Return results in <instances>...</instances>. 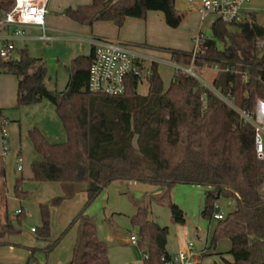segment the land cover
<instances>
[{
    "label": "trees",
    "instance_id": "obj_1",
    "mask_svg": "<svg viewBox=\"0 0 264 264\" xmlns=\"http://www.w3.org/2000/svg\"><path fill=\"white\" fill-rule=\"evenodd\" d=\"M14 0H0V16L9 12ZM149 12L162 13L166 25L177 29L184 16L176 10V0H92L88 5L68 8L65 16L83 26L112 22L123 28L128 18L145 19ZM203 54L194 60L195 72L210 77L209 87L197 78L175 71L165 87L158 64L147 79L148 94H138L140 79L128 78L126 91L110 97L88 90L94 48L89 55L75 57L66 71L69 79L62 91L47 87L48 67L29 50L15 48L8 58H0V75L17 81L18 109L48 101L55 107L66 141L50 142L41 130H28L40 160L31 164L32 180L59 183L66 197L85 192L87 201L67 229L43 250L48 256L63 237L77 226L72 264H111L108 247L97 235V222L87 209L112 183L139 182L170 193L178 185L206 187L202 218H214L221 198L233 200L235 209L214 229L210 248L221 239L231 242L232 261L222 264H264V159L255 150V129L216 95L231 97L241 111L256 118L258 102L264 103V27L255 13L244 23H225L217 18L212 37L206 38ZM172 63L189 67L192 52L164 49ZM262 55V56H261ZM217 67L218 71L213 69ZM3 129V127H2ZM4 176V170L0 173ZM24 179L17 180L15 197L24 201L28 193ZM4 187V186H3ZM63 198L42 204V225L34 229L38 240L51 239V207ZM175 224H185V213L167 202ZM24 213L17 216L21 222ZM131 224L137 231V247L144 264H166L168 228L151 219L148 207L138 206ZM0 226V247L10 236L19 235L7 211ZM1 235L3 237L1 238ZM213 264H219L214 262Z\"/></svg>",
    "mask_w": 264,
    "mask_h": 264
},
{
    "label": "rangeland",
    "instance_id": "obj_2",
    "mask_svg": "<svg viewBox=\"0 0 264 264\" xmlns=\"http://www.w3.org/2000/svg\"><path fill=\"white\" fill-rule=\"evenodd\" d=\"M197 2L201 0H195ZM245 11L247 13H255L257 16V22L264 27V0H252L246 7ZM176 10L184 16L182 24L177 29L169 28L163 18L162 13L152 12L153 15H160V18L153 16L151 20L148 21V36L149 43L153 44L156 48H151L143 44L134 45L140 48L143 52L150 54L151 56H162L166 63H161L158 66L159 74L162 77L165 87H169L172 82L175 69L173 63L169 60L168 52L164 51V47L188 50L193 52L194 42L193 39L197 35L198 31L206 38L212 37V24L217 19L215 15H208L202 20L200 14H196L193 10L192 4L189 0H176ZM61 15L54 13H49L48 18H58ZM62 17V16H61ZM54 18V19H55ZM62 19V18H61ZM145 20V19H142ZM56 28L59 31L65 30L61 21L55 23ZM143 36V42L145 40L146 31L143 30L140 33ZM147 36V35H146ZM35 43V44H34ZM64 43V42H62ZM29 45V53L34 58H42L46 61L48 67V85L52 90L61 91L65 88L69 74L66 71V66L71 61V58L80 55L88 54V47L84 46V51L78 55L73 56V52H77L74 47H82V42L71 45V43H64L60 53L52 55V50H47L45 52V57L42 53V47L44 43L34 42ZM55 45V44H54ZM63 45V44H62ZM132 45V44H131ZM13 58H18L19 53L15 51L12 54ZM215 71H210L214 73ZM197 77L201 82L209 85L210 77L203 73L197 72ZM14 76L11 75H0V99L6 101L13 89L12 84L14 83ZM3 81V82H2ZM149 84L147 78H143L142 82L138 87V94L141 96H146L148 94ZM15 90V88H14ZM15 93V92H14ZM48 109L43 108V106H29L25 108L18 109L16 104L13 107L3 108L0 110V114L7 119L6 128L8 135L14 138L17 136V144L15 149L9 156H5L8 169V181L9 184V197L14 200L15 194L12 189V180L15 181L17 178L27 177L31 172V164L37 160H40V156L37 154L33 148L31 141L28 136V130L36 126L42 118L47 126H50V119L48 117V112L53 111V119H56L60 123L55 107L49 102H46ZM40 104V103H39ZM36 104V105H39ZM23 113V115H22ZM59 130H53L52 135L58 136L57 142H65L66 135L61 124ZM57 133V135H56ZM2 128L0 126V156L3 153V137ZM50 138V137H49ZM56 140L52 137V139ZM53 141V142H54ZM21 150V155L19 152ZM14 152L16 153L15 156ZM18 154V155H17ZM19 160H22L23 172L18 171ZM3 168V163L0 159V173ZM59 185V184H57ZM39 187H44L43 184L31 181L30 185H25L23 187L24 191L28 193V198L23 202L31 203L35 205V209L38 211L37 217L30 219L29 213L22 216L21 222L15 216L12 219V224L16 230L21 231L19 235H15L20 238L32 239L35 243L41 244L42 247L46 244L42 241H37L35 235L30 232L31 228H39L41 226V213L39 211V198L46 202L48 195H42V190L37 194H34ZM156 188L150 185L141 184L139 182L130 181H119L110 184L94 201V203L87 209V215L94 218L98 226V238L106 244L109 249V258L111 264H131V261L138 259L139 262L143 260V256L139 248L131 244L132 237H137V231L131 224V218L135 216L138 206H145L149 208L150 217L152 220L157 222L161 227L168 228L167 237V250L172 255H177L180 251L186 250L190 244L195 248L196 254H201L202 249L208 245L210 247L211 240L213 237V232L218 224V221L212 218L210 222L204 220L201 216V212L204 208L205 193L207 191L206 187L202 186H190V185H178L169 194L163 191L157 194ZM1 191V189H0ZM53 191L47 192L52 194ZM262 194L264 195V186L262 188ZM4 196V195H3ZM82 197V196H81ZM55 198V197H52ZM17 200V199H16ZM52 199H48L47 203ZM80 200V199H79ZM76 200H74L75 202ZM17 202H20L17 200ZM42 202V201H41ZM73 202V203H74ZM167 202H172L177 205L185 213V224H175L172 219V214L170 207ZM1 204V201H0ZM78 202L73 204L72 208H75ZM214 215L223 213L227 216L235 209V202L230 199L221 198L215 204ZM14 211L11 209L8 212L9 217L14 216ZM69 211L64 209V211L51 212V240H57L62 233L67 229L69 221L65 223L66 227L63 231L60 227L64 224L62 219L66 217ZM74 212V211H73ZM62 214L64 216H62ZM62 216V217H61ZM76 214L74 215V217ZM3 215H0V226L3 225ZM71 222V221H70ZM120 236L118 241L114 233ZM28 234L30 236H28ZM76 239V229L73 227L67 234L63 237L60 244L54 249L48 256L43 252L37 251V259L30 260L29 264H61L66 257L69 256L71 247ZM49 244V243H48ZM40 247V248H42ZM231 249V242L228 239H221L217 242L214 248H209L206 255L200 259L198 264H213L217 262L219 264L223 263L220 254L224 259L231 260V256L228 252ZM38 250V249H37Z\"/></svg>",
    "mask_w": 264,
    "mask_h": 264
},
{
    "label": "crops",
    "instance_id": "obj_3",
    "mask_svg": "<svg viewBox=\"0 0 264 264\" xmlns=\"http://www.w3.org/2000/svg\"><path fill=\"white\" fill-rule=\"evenodd\" d=\"M91 2H92V0H50V2L48 4L47 16L49 13H54V14H57L58 16L59 15L62 16V17L60 16V19H58L59 17L58 18L53 17V18H48V20H47V16H46L47 34L51 37L56 38V40L51 41V42L50 41L49 42L42 41L40 39V37L42 35V30L38 27H35V26H29V27L25 28L24 38L19 39L15 42V48L17 49V48H25L26 47L30 51L29 45H32L31 43H33V41L37 42V44L41 43V41H42L44 43V46L42 47V53L45 57V55H46L45 52L47 50H52L53 51L52 55L59 54L60 53L59 51H60V49L63 48L64 43H71V45H74V44H77L79 42H82V44H83L82 47H79V46L74 47V49H76V51H77V52H74L75 50L72 51L73 56H71V57H74L75 55H78L79 53H82V51H84L85 45L88 47V54H86V55H89V53L91 51L90 40H92L94 38L108 39V40L119 42V43H122L125 45L143 44V45H146V46L151 47V48H156L155 46H153V44L149 43V36L147 34L148 33L147 27H148V21L151 20V18H154L155 16H157V18H160V15H158V14L153 15L152 12H149L147 17L145 18V20L128 18L126 20L123 28H121V29H118L115 26V24L112 22H97V23L93 24L92 26H83V25H79V24L69 20L65 16V11L68 8H76L78 6L88 5ZM192 6H193L194 12L196 14H200L197 5H192ZM155 13H158V12H155ZM0 18H1V16H0ZM163 18H164V16H163ZM60 21H61V23L65 29L63 31H59L58 30L59 28L57 29L55 26V23L60 22ZM143 30L146 31V35H147V36L145 35L144 42L142 40L143 36L140 34L141 31H143ZM5 31L10 33L11 29H5ZM200 31L201 30H199L198 33ZM62 42H64V43H62ZM164 49H175V48L164 47ZM177 50H182V49L177 48ZM183 51L189 52V49L183 50ZM148 55H150V54H148ZM168 55L170 57L169 60H171L170 54H168ZM151 57H153L159 61L158 65L161 63H166V61H164L165 60L164 57H162V56L160 57V56H153L152 55ZM74 58H71V61ZM70 62H69V64H70ZM171 63H172V61H171ZM69 64H67V66ZM14 80H15L14 83H13V81L10 82L12 84L13 89L11 90L10 95L8 96L7 100L3 101L0 99V110L3 108L13 107L16 104L18 81L16 78ZM47 87L50 90H52V88L48 85V83H47ZM14 88H15V90H14ZM46 102H48V101H42L39 105H34V106H36L37 108L39 106H43V108L48 109L49 107L47 106ZM53 114H54L53 111L48 112V114H47L49 119H50V126L46 125V123L44 122V120H45L44 118H42L41 121L39 122L41 124H36V126L40 127L41 131L43 132V134L47 137V139L50 142L55 143V144L63 143V142H57V140L59 139V136H60L59 133H58V136H55V134L52 135V131L53 130L57 131V129L59 130V128H60L59 124H61L60 121H59L60 123H58V121L56 119H53V116H54ZM22 115H23V113H22ZM256 117L264 125V103L263 102H258ZM7 119L8 118H6L0 114V126H1V128L2 127L6 128ZM56 135H57V133H56ZM52 137L56 140V142L54 140H50V139H52ZM58 141H60V140H58ZM16 144H17V136L14 135V138H13V137L8 135L9 151L6 154H3L2 156H0V159L3 163V170H4V176L0 175V189H1V191H0V201H1L0 215L1 216L4 215L5 211H7V214H8V212L12 209L14 211L13 212L14 216L9 217V215H8L9 219L12 220L15 218V216L16 217L18 216L17 212L19 210H22L23 213L26 215L29 213L28 214L29 218L33 219V218L37 217V215H38V211L35 209V205H33L31 203H26V202H23L20 200H19L20 202H17L18 199L16 197L14 200H12L9 197V184H10V182L8 181V169H7V163H6V160L4 157L7 155L9 156V153L11 154L13 152V149H15ZM15 154L16 153L14 152L13 156H15ZM19 155H21V150L19 152ZM17 163L19 164V161ZM19 172H23V170H21ZM19 179H24L23 187L25 185L29 186L30 182L33 181L32 180V174H29L27 177L23 176L21 178H17L15 181L12 180L11 184L13 186V188H12L13 190H14V187H15L17 180H19ZM40 184H43L44 187H39L34 194L38 195V193L42 190V195H46V194L48 195V197L46 198L47 200L52 199L51 201H53L56 198H60V197L63 198V201L59 205L51 207V212L52 211L59 212L62 210L64 211V209H67V211H69L68 214L66 215V217H64L62 219V223L64 222V224L62 225V227H60V230L63 231V229L66 227V225L71 223L70 221H72L75 218L74 215L75 214L77 215L82 210L84 205L86 204L87 194L85 192H80V193L74 195L73 197H66L65 192L59 183H40ZM57 184H59V185H57ZM156 189L157 190L155 193L159 194L162 192L161 189H158V188H156ZM51 191H53L52 194L47 193V192H51ZM52 197H55V198H52ZM47 200H46V202H44L43 200H40V198H39L38 201H40V202H37L40 204L39 207H41L42 204H47ZM74 200H76L75 202H78V205L75 208H72L73 204L75 203ZM51 201H49L48 203H50ZM39 211L41 213L40 208H39ZM201 214H202V212H201ZM62 216H64V215L62 214ZM67 221H69V222L66 223ZM65 223H66V225H65ZM41 225H42V219H41ZM33 229H35V228H31L30 232L32 235L36 236V233L32 232ZM75 229H76V238H77V234H78L77 226H75ZM96 231L98 234V226L96 227ZM113 235L115 236V238L118 241L120 240L119 235H117L116 233H114ZM28 236H30V235L28 234ZM2 237H3V235H1V238ZM36 240L38 241L37 237H36ZM7 241L9 243L8 246L0 247V264H29L30 263L29 258H30L31 253L27 249L43 250L46 247H48L50 242H52L54 240L50 239L49 242L42 241V242L46 243L43 247L41 244L35 243L34 241H32V239H29L27 237L23 239L20 237H16L14 235V236H10L7 239ZM39 241H41V240H39ZM75 243H76V239H75L74 244L71 247V251H70L69 256L66 257V259L63 260V262L61 264H72V259H73V255H74V249H75ZM40 247H42V248H40ZM209 248L210 247H208V245L206 244L204 249H202L201 252L203 254H201V256L198 257L199 262H200V259H202V257H204L206 255ZM108 256H109V249H108ZM220 256H221V259H224V257L221 254H220ZM37 257H38L37 253H35V260L37 259ZM109 260H110V258H109ZM225 260L232 261V257H231V260H228L226 258H225ZM131 264H144V263H143V260L139 262V260L136 258V259L131 261Z\"/></svg>",
    "mask_w": 264,
    "mask_h": 264
},
{
    "label": "built area",
    "instance_id": "obj_4",
    "mask_svg": "<svg viewBox=\"0 0 264 264\" xmlns=\"http://www.w3.org/2000/svg\"><path fill=\"white\" fill-rule=\"evenodd\" d=\"M252 0H189L192 5H197L202 20L208 15H215L225 23H244L251 13L245 11V7ZM50 0H14L12 9L0 18V58L5 59L15 51V42L23 39L25 28L35 26L42 30L40 39L51 42L56 38L51 37L46 31V16ZM5 29H11L8 33ZM206 37L201 31L194 37V50L192 52V63L189 67H182L173 63L175 71H183L192 77H197L194 60L199 54H203L202 45ZM94 48V59L90 67L88 90L94 94L107 95L110 97L121 96L126 91V83L129 77L134 76L140 79L149 78L152 75V65L159 61L140 48L134 45H125L119 42L103 38L90 40ZM214 71H218L215 67ZM203 83V82H202ZM206 87L209 85L203 83ZM232 109L236 110L246 123L251 124L255 129V150L259 159H264V125L249 113L239 110L231 97H223L215 92ZM3 153L9 151L8 134L5 128L2 129ZM22 160H19L18 170H23ZM216 207V206H215ZM22 210L17 212L18 215ZM223 213L214 215V219L221 221L225 219ZM32 232H35L33 229ZM137 237H132L131 243L137 246ZM203 254V253H201ZM201 254L195 253L192 244L186 250L180 251L177 255L170 257L166 264H198V257Z\"/></svg>",
    "mask_w": 264,
    "mask_h": 264
},
{
    "label": "water",
    "instance_id": "obj_5",
    "mask_svg": "<svg viewBox=\"0 0 264 264\" xmlns=\"http://www.w3.org/2000/svg\"><path fill=\"white\" fill-rule=\"evenodd\" d=\"M262 56V55H261Z\"/></svg>",
    "mask_w": 264,
    "mask_h": 264
}]
</instances>
